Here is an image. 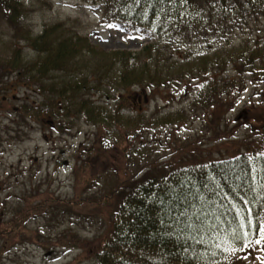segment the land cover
<instances>
[{"label": "trees", "instance_id": "16d2710c", "mask_svg": "<svg viewBox=\"0 0 264 264\" xmlns=\"http://www.w3.org/2000/svg\"><path fill=\"white\" fill-rule=\"evenodd\" d=\"M80 2L100 7L102 25L124 23L127 33L141 31L152 40L134 51H106L72 22L35 30L25 0H0V18L12 39L10 54L0 57V116L15 113L24 126L34 122L61 134L78 121L92 130L68 150L71 196L50 189L51 178L45 186L38 183L34 167L13 169L0 183V264H6V251L35 242L48 227V246L84 249L76 259L88 264H262L264 156L258 154L264 153V101L246 107L240 119L228 114L249 87L264 88V39L246 37L264 19V0ZM188 42L198 49H186ZM23 47L35 58L25 60ZM144 93L155 102L152 111L134 102L133 95ZM191 93L187 105L165 108ZM195 119L223 129V141L242 125L256 130L257 139L236 141L231 155L196 156V143L181 144L178 137ZM167 134L177 137V145L170 144L169 155L155 154ZM185 209L193 220L206 214L207 225L219 224L229 234L242 213L236 251L212 248V232L179 230L168 217ZM98 216L105 218L102 231L84 236ZM190 235L205 243H194Z\"/></svg>", "mask_w": 264, "mask_h": 264}, {"label": "rangeland", "instance_id": "374dc122", "mask_svg": "<svg viewBox=\"0 0 264 264\" xmlns=\"http://www.w3.org/2000/svg\"><path fill=\"white\" fill-rule=\"evenodd\" d=\"M31 7L29 18L27 22L35 30L42 29L44 23H58L66 21L72 24L80 34L85 35L92 45H95L103 50H138L146 42L152 40L151 35L143 33L141 31L127 33L124 23H113V24H101L100 7L98 5H89L88 3H82L80 0H25ZM108 25H114L118 27H109ZM247 39L260 38L264 39V19L261 25L257 28L253 27L247 31ZM11 29L3 22L0 18V57H6L10 53L9 49L12 47L11 44ZM220 44L214 43L213 47L216 48ZM190 48L196 51L198 47L194 46L193 43L188 42L186 49ZM24 48V47H23ZM25 60H32L35 58L32 52H29L28 48H24ZM17 72V70H15ZM18 73V72H17ZM22 78H24L22 76ZM259 86V85H258ZM22 88L19 90V95L22 93ZM29 94H35L29 91ZM134 96V102L136 106L148 110H153L154 101L148 102L138 100L137 95ZM194 97L195 93H191L189 97L177 98L175 102L166 104V109H175L180 105H187L190 97ZM13 97L16 98L15 95ZM38 99L41 100V96L38 94ZM17 101V100H16ZM138 101H141L140 103ZM264 101V88L249 87L245 94L234 105V109L228 114V118H242L245 115V108L256 105ZM142 103V104H141ZM146 105H145V104ZM159 106L164 105L161 101L158 103ZM254 107V106H253ZM190 130L179 132V142L184 144L185 142L194 141L198 148L195 155H211L214 157H220L224 155H231V150L237 146L236 141H242L246 138L252 137L257 139L256 130L255 134L252 130L246 131L245 127L237 126L234 122L229 124L228 129L232 131V127L235 128L231 133V138L227 141H223L222 135L218 127L215 126L214 130L207 124L203 126L200 119H195L192 122ZM76 126V127H75ZM70 132L65 134L58 133L57 130H50L47 127H40L34 122H28V125L22 124V122L15 120V113H8L6 116H0V132L3 137L0 140V183L6 180V175L16 170L23 169L24 167L28 170L34 167L37 173V182H41L45 186L46 181H50L51 188L57 191L61 195L71 196L73 193L72 180H71V158L69 151L76 145L82 143L87 136H91L92 130L86 126L83 122L78 121V125H75ZM213 131L216 134V138L213 137ZM8 132V133H7ZM17 135L22 137L16 138ZM252 135V136H251ZM221 136V137H220ZM249 136V137H248ZM200 137V138H199ZM170 134L164 135L161 146H158L155 154L164 156L166 153L169 155L171 150L170 144L173 147L177 145L176 139ZM199 138V139H198ZM174 139V140H173ZM220 139V140H218ZM181 140V141H180ZM166 144V145H165ZM71 148V149H70ZM236 149H238L236 147ZM69 150V151H68ZM166 151V152H165ZM154 155V153H153ZM15 165V166H14ZM13 166V167H12ZM48 177V178H47ZM11 181L13 182L14 175L11 174ZM47 178V180H46ZM25 180L22 176L16 182V185L12 188L13 191H19L20 184ZM16 181V179H15ZM15 184V183H14ZM19 184V185H17ZM9 191V190H8ZM5 195V191H0V201ZM105 218L102 216L97 217V225L93 224L91 227H87L86 230L92 229L91 233H83L87 237H91L95 230L99 232L103 229V222ZM95 223V222H93ZM62 228V227H61ZM56 228V229H61ZM47 229L43 228L42 235L39 236L41 246H43L44 240L47 241ZM47 230V231H46ZM49 235V234H48ZM51 251V254H48ZM76 251L69 252L66 256L56 258L54 251L49 248L48 250L44 247H37L36 245H28L26 247H18L16 253H12L11 256L15 259L14 264H63L67 263ZM9 264V263H8ZM13 264V263H12ZM80 264V263H77Z\"/></svg>", "mask_w": 264, "mask_h": 264}, {"label": "snow or ice", "instance_id": "6c2138e0", "mask_svg": "<svg viewBox=\"0 0 264 264\" xmlns=\"http://www.w3.org/2000/svg\"><path fill=\"white\" fill-rule=\"evenodd\" d=\"M188 2L189 0H181V3L183 4H186ZM108 26L118 27L114 25H108ZM244 126L247 127V125ZM258 155L264 156V153H259ZM251 159L252 157H249V160ZM253 171H255V169H253ZM253 178L255 179V177ZM171 211H172L171 209H168V212ZM237 215L241 216L240 223L237 226V229H233L230 234L227 232V230L220 229L219 224H214L211 226L207 225L205 221L209 219V217L204 213L195 214L196 219L193 220L192 215H189L187 213V209H185V211L181 212L179 215L169 216L168 219L171 220L179 230H186L189 231L190 233H196L197 235L205 232H212L213 235L211 240L209 241V244L212 248L225 253H234L236 249L233 245L235 241L240 239V236L237 234L238 229H243L245 227V220L243 214L238 212ZM216 219L218 220L219 217H216ZM160 223L164 225L165 220L161 219ZM41 231H43V229H41ZM260 232L264 233V226L260 228ZM197 235H190L189 238L194 243H205V241L202 238L198 240ZM257 243H260V241H257ZM215 255H216V251H213V257ZM262 264H264V261H262Z\"/></svg>", "mask_w": 264, "mask_h": 264}]
</instances>
